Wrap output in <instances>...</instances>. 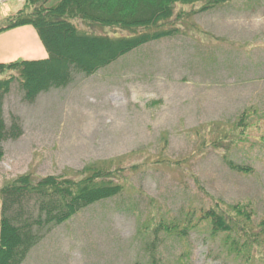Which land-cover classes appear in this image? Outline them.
Instances as JSON below:
<instances>
[{"label": "rangeland", "instance_id": "rangeland-1", "mask_svg": "<svg viewBox=\"0 0 264 264\" xmlns=\"http://www.w3.org/2000/svg\"><path fill=\"white\" fill-rule=\"evenodd\" d=\"M0 1L12 5L0 27L24 12L26 0ZM205 1L177 3L188 13L174 32L92 73L74 70L33 100L17 78L9 83L0 188L22 174L78 179L99 167L115 168L120 185L44 228L19 264H264L263 245L236 250L199 218L214 196L248 202L252 220L264 221V0L199 9ZM231 30L243 46L229 44ZM160 222L176 226L167 232Z\"/></svg>", "mask_w": 264, "mask_h": 264}, {"label": "trees", "instance_id": "trees-1", "mask_svg": "<svg viewBox=\"0 0 264 264\" xmlns=\"http://www.w3.org/2000/svg\"><path fill=\"white\" fill-rule=\"evenodd\" d=\"M46 1L26 0L24 12H16L12 21L8 18L7 26L0 27L1 32L32 24L48 53L44 58L0 62V74L16 72L0 78V141L6 134L2 98L14 78L24 98L33 100L41 91L65 85L74 70L92 73L137 45L174 32L176 16L188 13L177 11L175 5L197 0H57L49 5ZM219 1L206 0L199 9ZM11 130L18 134V125L13 123ZM115 170L99 167L78 179L48 174L32 180L22 174L6 182L0 188V264H19L42 237L44 228L119 192L120 185L112 181ZM212 198V204L200 210L199 218H206L213 232H225V240L236 250L264 246V221L252 220L254 209L248 202L226 203ZM158 225L167 232L176 226Z\"/></svg>", "mask_w": 264, "mask_h": 264}, {"label": "crops", "instance_id": "crops-1", "mask_svg": "<svg viewBox=\"0 0 264 264\" xmlns=\"http://www.w3.org/2000/svg\"><path fill=\"white\" fill-rule=\"evenodd\" d=\"M19 0H13L14 5L18 3ZM11 4L6 5V7L0 8V15H3L6 10H8ZM223 31V30H221ZM229 32V31H228ZM231 33H239L240 30H231L228 35H225L233 42L229 44H236L238 46H243L238 43L240 38L243 40L242 36H234ZM21 35V36H20ZM222 35V34H219ZM213 40H222L214 35ZM245 46V45H244ZM252 47V46H251ZM48 55L46 48L40 41L38 34H36L34 27L29 24L21 25L16 28H11L6 31L0 32V61H8L16 57L23 56L25 58H44Z\"/></svg>", "mask_w": 264, "mask_h": 264}, {"label": "bare ground", "instance_id": "bare-ground-1", "mask_svg": "<svg viewBox=\"0 0 264 264\" xmlns=\"http://www.w3.org/2000/svg\"><path fill=\"white\" fill-rule=\"evenodd\" d=\"M1 32H3V31H1Z\"/></svg>", "mask_w": 264, "mask_h": 264}]
</instances>
